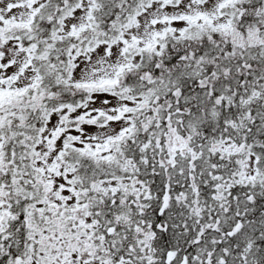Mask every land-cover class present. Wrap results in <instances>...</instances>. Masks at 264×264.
I'll use <instances>...</instances> for the list:
<instances>
[{
    "label": "snow or ice",
    "instance_id": "6c2138e0",
    "mask_svg": "<svg viewBox=\"0 0 264 264\" xmlns=\"http://www.w3.org/2000/svg\"><path fill=\"white\" fill-rule=\"evenodd\" d=\"M0 264H264V0H0Z\"/></svg>",
    "mask_w": 264,
    "mask_h": 264
}]
</instances>
